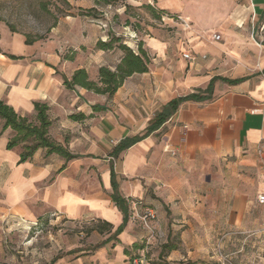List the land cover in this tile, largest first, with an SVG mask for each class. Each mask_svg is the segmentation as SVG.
Instances as JSON below:
<instances>
[{"label": "crops", "instance_id": "crops-1", "mask_svg": "<svg viewBox=\"0 0 264 264\" xmlns=\"http://www.w3.org/2000/svg\"><path fill=\"white\" fill-rule=\"evenodd\" d=\"M157 3L163 10L183 13L175 19L179 26L182 19L189 23V29L184 26L188 49L183 46L181 58L169 62L168 43L159 35L147 36L143 42L152 62L148 72L128 77L112 97L64 85L79 69L99 82L100 67L114 71L122 61L123 53L116 49L95 53L98 40H86L82 26L71 45L73 60L51 46L30 50L18 34L12 36L18 37V50L0 52V100L35 124V103L48 105L50 137L77 156L68 161L58 154L47 156L41 148L21 163L22 145L7 147L16 132L3 129L0 118V217L49 219L51 225L100 219L102 225H112L110 232L94 229L100 237L94 246H60L49 264H133L142 257L139 241L144 235L137 218L145 204L156 213L149 236L166 237L164 243H169L172 230L184 238L206 232L207 208H212L217 230L264 233V205L258 203L264 196V44L258 46L264 42V31L259 32L264 0ZM222 28L225 36L219 33ZM213 33L221 39H212ZM245 54L254 56L251 66L243 64ZM214 78L210 99L185 101L151 136L118 159L110 156L125 138L141 135L169 101L207 89ZM78 114L86 118H72ZM112 163L129 212L125 230L116 238L112 236L125 214L112 196ZM206 200L216 202L206 205ZM178 254L169 251L168 261Z\"/></svg>", "mask_w": 264, "mask_h": 264}, {"label": "rangeland", "instance_id": "rangeland-1", "mask_svg": "<svg viewBox=\"0 0 264 264\" xmlns=\"http://www.w3.org/2000/svg\"><path fill=\"white\" fill-rule=\"evenodd\" d=\"M151 8L156 13H166L157 16ZM168 13L173 14V20L175 15H183L176 10L161 9L157 0H110V3L106 0H0V52L8 47L17 51L18 37L12 36L18 34L24 38L25 43L27 40L32 41L31 44L26 43L30 50L35 46H51L56 51L66 52L64 57H75L76 53L71 45L76 35L80 34L79 28L82 26L86 40L108 41L110 37H115L120 39L119 43L126 44L135 52L138 51L140 42L146 48L143 40L147 36L159 35L163 42L168 43L169 62H175L177 58H181L182 47L188 49L184 39L186 29L184 24L179 26L176 19L167 20ZM223 31L222 28L219 33L225 36ZM82 51L86 54V49ZM94 51H98L97 44ZM122 53L124 55L123 51ZM95 57L97 58V54ZM254 61V56L246 55L243 64L251 66ZM234 63L236 64L235 61ZM32 143L31 140L30 144ZM111 145H114L113 142ZM203 182L205 185L208 181L204 179ZM215 202L205 201L206 205H213ZM145 205L139 211L140 218H137V228L144 235L139 241L142 250V257L139 258H143L145 264H222L224 257L231 259L232 264H264L263 230H259L261 232L258 236L256 230L250 229L235 231V234L217 230L213 226L212 208H207L206 232L191 233L188 238H184L180 231L172 230L167 236L169 243H164L166 237L150 238V228L146 227L141 218L145 213L144 209L150 207ZM101 226L100 219L80 221L73 225L60 221L51 225L49 219L39 218L28 222L11 219L10 216L6 219L0 217V264H49L60 246L63 247L62 250L69 245L94 246L93 242L96 243L100 238L93 233L94 229ZM229 236L232 238L224 244ZM164 246H169L168 251ZM173 248L182 258L178 254L179 258L168 261L167 254Z\"/></svg>", "mask_w": 264, "mask_h": 264}, {"label": "trees", "instance_id": "trees-1", "mask_svg": "<svg viewBox=\"0 0 264 264\" xmlns=\"http://www.w3.org/2000/svg\"><path fill=\"white\" fill-rule=\"evenodd\" d=\"M110 3V0H106ZM151 11L154 10L151 8ZM162 13L154 12V15L161 16ZM89 15V14H82ZM171 15V14H169ZM31 40H27V44H31ZM120 39L115 37H110L108 41H98V50L110 51L114 49H119L124 52L121 63L113 71L110 67L102 66L99 68V82H94L89 79V75L85 69H79L74 72L71 79L65 78L64 85L68 89H74L76 86L83 87L87 90L93 91L97 94L108 95L109 97L114 96L124 81L137 73H147L150 65V58L147 52L143 48V43L140 42L138 51L135 52L133 49L128 47ZM74 55V54H73ZM13 60L20 59L16 56H9ZM67 60H73L74 56H65ZM214 80L211 81L207 89H200L194 91L191 94L184 95V97H179L169 101L160 112L156 113L153 120L150 122L149 126L143 131L139 136L127 137L116 145L112 152L111 157L113 159H118L125 150L131 148L132 146L139 143V141L151 136L155 131L163 127L170 118L179 110L180 106L184 104L185 101L200 102L211 98L213 93ZM35 110L37 112V123L30 121L27 117H22L16 113L14 108L8 105L5 101L0 100V118L4 120L3 129L11 128L16 132V136L12 138L8 143V149H13L19 145H23V152L21 153L20 162H26L30 160L34 154L41 148L46 149V155L58 154L64 157L66 160H73L77 156L70 153V151L61 144L55 142L49 134L52 122L49 118L48 111L49 107L46 104L35 103ZM76 121H81L86 118L84 114H78L72 116ZM31 140L33 141L30 144ZM112 180H113V199L120 208V210L125 214L123 224L116 230L112 238L118 236L121 232L125 230V226L129 219L128 205L126 199H124L119 191V185L116 181V174L114 171V164L112 163ZM101 233L110 232L112 225L104 222L103 225L97 228ZM165 248H169L166 246ZM175 249V248H173ZM172 249V250H173ZM171 250V251H172Z\"/></svg>", "mask_w": 264, "mask_h": 264}, {"label": "built area", "instance_id": "built-area-1", "mask_svg": "<svg viewBox=\"0 0 264 264\" xmlns=\"http://www.w3.org/2000/svg\"><path fill=\"white\" fill-rule=\"evenodd\" d=\"M166 16H168V18H173L174 17V16H171L169 14H167ZM179 20H180V18H179ZM182 22H183L184 26H186L187 28L190 27L189 26V23L186 20H182ZM260 30H261V32L264 31V23H263V26L260 28ZM211 38L214 39V40H220L221 39V36L219 34H217V33H213V35L211 36ZM263 44H264V42L262 40L260 42H258V46L259 47H262ZM184 57L187 60H190L191 59V57L189 55H187V54H185ZM258 203L260 205H264V196H259L258 197ZM144 212L145 213H144V215L141 218L144 221L146 227H149V224L148 223H149V221H152V220H155L156 219V213L150 207H146L144 209ZM222 252H221V256L223 255ZM224 259L225 260H223V262H221L222 264H232L231 259H229L228 257L227 258L224 257ZM133 264H145V262H144V259H140L139 260L138 258H136L133 261Z\"/></svg>", "mask_w": 264, "mask_h": 264}]
</instances>
